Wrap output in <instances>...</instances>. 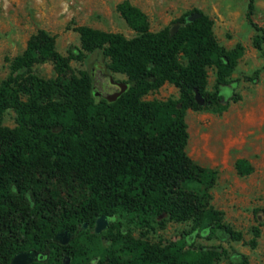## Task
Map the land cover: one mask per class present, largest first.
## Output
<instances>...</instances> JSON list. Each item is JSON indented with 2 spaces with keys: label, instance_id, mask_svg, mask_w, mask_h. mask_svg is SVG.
I'll return each mask as SVG.
<instances>
[{
  "label": "trees",
  "instance_id": "obj_1",
  "mask_svg": "<svg viewBox=\"0 0 264 264\" xmlns=\"http://www.w3.org/2000/svg\"><path fill=\"white\" fill-rule=\"evenodd\" d=\"M116 10L133 38L79 27L80 47L62 56L54 37L39 30L0 81V264L29 250L47 256L35 264H66L65 257L71 264H93L78 233L101 216H131L142 228L151 217L166 216L190 221L191 227L182 233L183 244L151 243L118 230L94 264H250L234 250L195 246L200 237L241 241L242 234L224 224L211 205L217 172L186 153V111L227 109L219 89L228 83L242 47H221L213 21L197 9L159 32H151L147 16L128 2ZM254 13V0H247L246 20L256 31L253 47L264 58V28L254 22ZM191 14L198 17L187 22ZM97 51L108 58L111 72L127 78V89L113 102L90 75L70 73V60ZM44 63L52 64L55 78L35 72ZM209 69L215 70L212 93L206 91ZM166 83L178 89L177 99H142ZM195 91L205 98L204 106L197 104ZM238 100L239 95L232 99ZM8 111L13 128L2 125ZM234 166L241 176L252 172L244 159ZM62 231L72 235L66 246L54 241ZM251 234L253 248L260 229Z\"/></svg>",
  "mask_w": 264,
  "mask_h": 264
},
{
  "label": "rangeland",
  "instance_id": "obj_2",
  "mask_svg": "<svg viewBox=\"0 0 264 264\" xmlns=\"http://www.w3.org/2000/svg\"><path fill=\"white\" fill-rule=\"evenodd\" d=\"M122 2L147 16L151 32H159L184 13L200 10L213 21V34L221 47L226 50L242 47L228 83L219 89L221 103L227 104V109L222 113L207 108L188 109L185 114L186 153L195 164L217 172V181L210 191L211 205L222 214L224 224L242 234V240L200 237L195 246H221L243 254L250 264H264V58L253 47L256 31L246 20L247 0H0V81L8 76L10 61L24 51L29 38L39 30L54 37L55 49L62 56H67L73 47H80L76 30L79 27L133 38L135 33L116 10ZM254 5L253 20L264 28V0H254ZM85 55L81 60H70V73L78 77L90 75L96 89L101 88L104 75L115 82H126L125 75L108 69L109 60L101 52ZM35 72L44 79L56 76L51 63L35 66ZM206 91H215L214 69L208 70ZM235 95L240 96L237 102L232 101ZM178 97V89L166 83L142 99L165 101ZM202 99L204 106L205 98ZM2 125L14 127L13 112L4 114ZM238 159L250 164L249 175L236 172L234 165ZM190 227V221L174 222L162 216L151 217L149 226L142 228L133 217L124 216L111 219L98 235L94 227L87 226L81 229L78 238L88 248L89 261L94 264L110 249L111 236L118 230L151 243L183 244L182 233ZM255 227L260 229V237L252 248L248 242ZM42 255L38 261L47 258ZM63 260L71 264L69 258ZM217 264L228 263L222 260Z\"/></svg>",
  "mask_w": 264,
  "mask_h": 264
},
{
  "label": "water",
  "instance_id": "obj_3",
  "mask_svg": "<svg viewBox=\"0 0 264 264\" xmlns=\"http://www.w3.org/2000/svg\"><path fill=\"white\" fill-rule=\"evenodd\" d=\"M197 17H198L197 14H191L187 17L186 20H187V22H192ZM111 80H112V78H111ZM117 85L119 87L118 91L115 92L114 94H111L108 97H106V100L108 102L115 101L128 87V85L126 83L117 82ZM194 96H195V100H196L197 104L202 106L203 105L202 96L197 91H195ZM110 221H111V219L107 218L105 216H101V217L97 218L95 221V225H94V233L96 235L100 234L103 230H105L108 227ZM86 228H87V224H83V229H86ZM70 236H71L70 232L62 231L54 237V241L59 243L62 246H66L70 242ZM37 259H38V257H37V254L35 252H31V251L20 252V253H17L12 258L11 264H31L32 262H35Z\"/></svg>",
  "mask_w": 264,
  "mask_h": 264
},
{
  "label": "flooded vegetation",
  "instance_id": "obj_4",
  "mask_svg": "<svg viewBox=\"0 0 264 264\" xmlns=\"http://www.w3.org/2000/svg\"><path fill=\"white\" fill-rule=\"evenodd\" d=\"M103 77H104V82L102 83V86H101V88L99 90L102 92V96L108 97L109 95L114 94L115 92H117L119 87L117 85V82H115L113 79L111 80L110 76L104 75ZM29 251L36 252L34 250H29ZM23 252H27V251H23ZM37 253H38L37 257L39 259L40 255H42L43 253H40V252H37ZM43 260L44 259L39 260V261L37 260L36 262H40V261H43ZM33 263H35V262H32L31 264H33Z\"/></svg>",
  "mask_w": 264,
  "mask_h": 264
}]
</instances>
